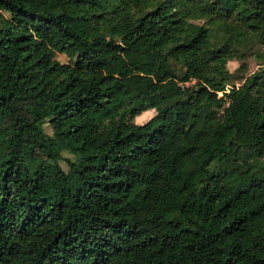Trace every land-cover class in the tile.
Returning <instances> with one entry per match:
<instances>
[{
  "label": "trees",
  "instance_id": "16d2710c",
  "mask_svg": "<svg viewBox=\"0 0 264 264\" xmlns=\"http://www.w3.org/2000/svg\"><path fill=\"white\" fill-rule=\"evenodd\" d=\"M250 38L264 0H0V264H264Z\"/></svg>",
  "mask_w": 264,
  "mask_h": 264
},
{
  "label": "rangeland",
  "instance_id": "374dc122",
  "mask_svg": "<svg viewBox=\"0 0 264 264\" xmlns=\"http://www.w3.org/2000/svg\"><path fill=\"white\" fill-rule=\"evenodd\" d=\"M205 20H198L196 24H203ZM211 28V36H210V46L211 48L220 47L224 44L226 40V35L222 28L219 27V24L207 26ZM264 49V45L257 42L255 39L250 38L248 39L244 45L241 53L243 52L244 57L242 61H229L227 63V69L232 74L230 85L239 86L242 81L252 75L253 73H260L264 75V61L261 58L262 50ZM55 59L61 63H67L69 60L64 55H56ZM229 88V87H227ZM221 94H219L220 96ZM150 113L153 112H146L142 113L141 115L137 116L134 119L135 124H144L147 122L148 118L150 117ZM46 133L52 135V131L48 126H46ZM248 143H252L253 139L250 136L247 139ZM60 147L63 149L62 157L63 158H71V156L67 153L64 148V145L61 144ZM226 149L225 144L213 141L212 142V150L209 154H199L197 157V165L194 171L191 173L189 180L196 181L202 175L203 170L206 167H212L214 158L217 155L219 150ZM60 165L64 170H67V165L64 161H60Z\"/></svg>",
  "mask_w": 264,
  "mask_h": 264
},
{
  "label": "crops",
  "instance_id": "0c3cea01",
  "mask_svg": "<svg viewBox=\"0 0 264 264\" xmlns=\"http://www.w3.org/2000/svg\"><path fill=\"white\" fill-rule=\"evenodd\" d=\"M147 112H153V113H150V114H152V115H150V117L148 118V120H149L150 118H152V117L154 116L155 111H154V110H150V111H147ZM144 113H146V112H144ZM148 120H147V121H148Z\"/></svg>",
  "mask_w": 264,
  "mask_h": 264
}]
</instances>
